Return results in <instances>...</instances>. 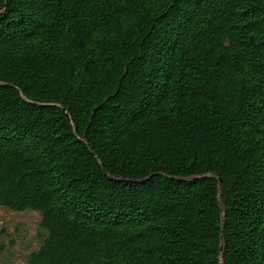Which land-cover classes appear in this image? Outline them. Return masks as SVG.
Here are the masks:
<instances>
[{
    "label": "trees",
    "instance_id": "trees-1",
    "mask_svg": "<svg viewBox=\"0 0 264 264\" xmlns=\"http://www.w3.org/2000/svg\"><path fill=\"white\" fill-rule=\"evenodd\" d=\"M0 207L28 264H264V0H0Z\"/></svg>",
    "mask_w": 264,
    "mask_h": 264
},
{
    "label": "rangeland",
    "instance_id": "rangeland-1",
    "mask_svg": "<svg viewBox=\"0 0 264 264\" xmlns=\"http://www.w3.org/2000/svg\"><path fill=\"white\" fill-rule=\"evenodd\" d=\"M38 212H13L0 207V264H28L48 233L41 229Z\"/></svg>",
    "mask_w": 264,
    "mask_h": 264
},
{
    "label": "water",
    "instance_id": "water-1",
    "mask_svg": "<svg viewBox=\"0 0 264 264\" xmlns=\"http://www.w3.org/2000/svg\"><path fill=\"white\" fill-rule=\"evenodd\" d=\"M224 237V234H223V236H222V238ZM221 250H223V246H221V248H220Z\"/></svg>",
    "mask_w": 264,
    "mask_h": 264
}]
</instances>
